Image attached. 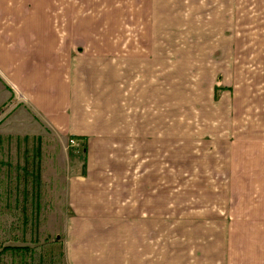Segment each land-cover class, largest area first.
<instances>
[{
  "label": "rangeland",
  "instance_id": "374dc122",
  "mask_svg": "<svg viewBox=\"0 0 264 264\" xmlns=\"http://www.w3.org/2000/svg\"><path fill=\"white\" fill-rule=\"evenodd\" d=\"M36 1L56 27L86 2ZM87 3L81 17L124 71L100 79L83 40L45 65L0 54V264H66L68 219L86 205L107 211L102 224L140 226L124 238L156 234L157 264H236L229 254L264 236L251 226L264 207V0ZM32 95L108 129L48 126ZM107 229L95 234L123 237Z\"/></svg>",
  "mask_w": 264,
  "mask_h": 264
},
{
  "label": "crops",
  "instance_id": "0c3cea01",
  "mask_svg": "<svg viewBox=\"0 0 264 264\" xmlns=\"http://www.w3.org/2000/svg\"><path fill=\"white\" fill-rule=\"evenodd\" d=\"M12 1L0 0V54H6L7 57H10L12 59L11 64L18 61L22 55H31L33 57L38 56V59L45 65L52 58L72 55L75 51L74 44L76 41L83 40L85 47L82 52L84 56L88 57L83 64L92 69L93 72L101 73L100 79L103 80V72L120 73L125 70V64L120 60L121 58L108 63V48L105 43L106 33H103L102 29L98 31L97 27L92 24L93 21L86 16L81 17L85 11L84 9L88 7L87 0L74 5L68 3L67 7L74 9V12L80 17H76L75 20H71V17H68L65 21L58 20L61 23L59 27L54 26L51 19L43 18L50 12L43 11V5L47 3L42 4V2L39 3L34 0V2H31L34 4L32 6L23 3V9L21 7L13 9ZM26 2L28 5L30 4V1ZM34 15L36 16L35 20L32 18ZM40 17L42 18L40 19ZM14 39L20 41H14ZM13 57H17V60L13 61ZM52 66L56 69V63ZM16 67L21 70L23 68L22 61ZM139 69L134 67V70ZM104 79L107 81V77ZM116 80H118V76ZM37 87L36 83L32 88ZM47 92L51 94L50 90ZM24 99L30 102L36 110H39L47 125L53 128L72 131L74 134L81 136L98 134L101 126L108 129V124L93 121L84 131L75 122L79 112L62 111L64 107L61 102L56 104L55 101L48 99L46 102H40L38 96L33 95L31 99H28L27 96ZM46 108L52 110L49 111ZM71 115L73 116L71 117ZM83 196L81 198H86V195ZM72 198L73 195L70 192L69 200ZM91 204L94 205V203ZM86 207L88 206H81L68 219L69 226L65 238L64 252L66 264H157V251L162 246L157 241L156 234L151 239H141L139 242L124 238L131 235L135 231L134 228L140 230V226L132 225L123 231L125 225L116 227L115 225L102 224L103 219L101 217L107 216V211L104 210L102 215L98 211V218L92 206L90 208ZM260 210V222L251 226L254 228L253 231L264 232V207L262 206ZM233 225L235 224H229L231 228H234ZM102 228L103 231H109L107 228L117 231L116 228H120L123 237L118 238L116 236L117 238H112L113 236L109 234L108 236L95 234L100 233ZM136 243L139 246H136ZM241 244L236 248L235 253L237 255L235 257H230L229 254L230 260L234 259L236 264H264V236L254 241H244ZM160 251L162 252V250ZM164 254H166V250ZM230 264L233 263L230 262Z\"/></svg>",
  "mask_w": 264,
  "mask_h": 264
},
{
  "label": "trees",
  "instance_id": "16d2710c",
  "mask_svg": "<svg viewBox=\"0 0 264 264\" xmlns=\"http://www.w3.org/2000/svg\"><path fill=\"white\" fill-rule=\"evenodd\" d=\"M36 180H38V179H36ZM25 249H27V247H23V246H4V247H2V251H10V252H14V251H17V250H25ZM28 251H30L29 249H28Z\"/></svg>",
  "mask_w": 264,
  "mask_h": 264
}]
</instances>
